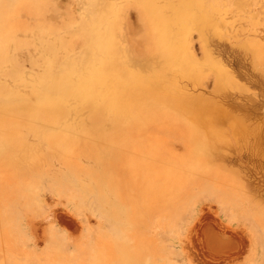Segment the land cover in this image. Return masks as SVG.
I'll return each instance as SVG.
<instances>
[{"label": "rangeland", "instance_id": "1", "mask_svg": "<svg viewBox=\"0 0 264 264\" xmlns=\"http://www.w3.org/2000/svg\"><path fill=\"white\" fill-rule=\"evenodd\" d=\"M99 1L108 7L0 0V61L9 65L0 81L25 91L104 58L84 30L106 7L132 70L192 99L141 104L117 121L81 113L52 122L6 117L0 96V124L11 123L0 131L15 128L0 144L12 134L22 148L0 151V264H264V69L242 30L264 28V15L254 0L194 7L189 48L213 60L198 85L163 67L145 0ZM154 2L174 15L168 0Z\"/></svg>", "mask_w": 264, "mask_h": 264}, {"label": "bare ground", "instance_id": "2", "mask_svg": "<svg viewBox=\"0 0 264 264\" xmlns=\"http://www.w3.org/2000/svg\"><path fill=\"white\" fill-rule=\"evenodd\" d=\"M168 1L174 8V15L172 16L167 13H161L154 0H145L146 9L152 14L153 23L157 26L156 32L152 36L158 42L159 52L163 55L164 65H166L163 67H174L180 74H188L195 77L194 81L196 82V78H200L199 76L204 73L207 66L213 64V60L210 57H205L203 61L197 60L189 48L190 37H192L189 21L195 16L194 7H199V3L202 0ZM219 1L223 4H233L237 1V4L243 6L240 4L243 0ZM98 4L108 7L107 4L101 3L99 0ZM253 5L258 7L261 15H264V0H254ZM106 7L103 8L101 6L103 11L99 12L100 14L96 20L89 23L84 30L89 44L94 48V54L103 53L104 58H99L96 62L91 63L84 71L76 72L72 70L71 79L61 76L56 80H35L30 89L25 91L20 88H12L0 81V96L4 98L3 111H12L11 113L6 112L5 115H30V117L33 116L36 119H41L42 117V119H51L50 121L52 122L54 120L60 122L68 115L74 118V115L77 116L83 113V115L93 119L104 118L103 120H105L106 117L113 116L117 121L119 120L117 117L123 118V116L131 115L137 109L142 110L141 104H151L152 102L155 106L165 105L166 103L179 105L181 103L186 104V101L192 99L184 92L176 94L170 86L163 84H160L159 87L153 86L155 73L152 71L142 75L132 70L124 58L126 56L124 55L123 57L111 36V28L114 27L115 22L107 16ZM4 8L8 9V6ZM239 17L240 15L235 13L234 16H230V19L236 20ZM173 21L178 24L175 31L176 34L171 30ZM242 30L245 33L244 41L252 48L259 70L264 69V28L248 25L242 26ZM236 31L238 30H233L232 32L236 34ZM1 36L3 38L0 37V45H2L1 43L7 35ZM237 37L236 35V39ZM3 42L5 43V41ZM49 63L48 60L46 70H48ZM8 68L9 65H7L6 61H0V73ZM10 71H12L11 68ZM200 81L198 79V82ZM51 91H54V94H51ZM194 98L197 99L196 97ZM6 121L8 120L6 119ZM111 123L114 122L112 121ZM3 124H0V127ZM34 127L33 130L37 131L36 127ZM13 129L15 128L12 126L7 128V130L0 131V133L10 131L13 134V131L15 132ZM39 131H37V134L42 132ZM12 134L8 135V139L5 137L0 144V151L5 154L3 155L5 156L4 158H7L4 151H8L7 155L10 156L11 154L12 156L9 151L10 148H12L13 157H16L15 154L18 152L19 154L20 151L22 152L21 142L16 137L15 139ZM9 136H12L15 141ZM9 139L13 143L10 144ZM8 148L9 150H7ZM195 148L197 150L201 148L200 141H195ZM16 150L18 151L17 153ZM2 152L0 153L2 154Z\"/></svg>", "mask_w": 264, "mask_h": 264}]
</instances>
